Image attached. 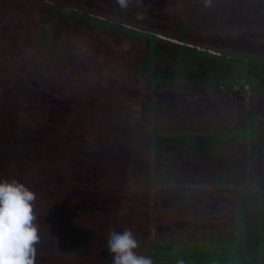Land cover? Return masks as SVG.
<instances>
[{"label": "trees", "instance_id": "obj_1", "mask_svg": "<svg viewBox=\"0 0 264 264\" xmlns=\"http://www.w3.org/2000/svg\"><path fill=\"white\" fill-rule=\"evenodd\" d=\"M193 1L0 0V179L26 176L47 190L34 201L35 264H111L110 237L126 228L137 253L176 264L165 256L183 253L174 248L182 237L179 227L172 234L175 220L190 228L198 205H189L200 188L215 186L240 188L243 218L226 233L213 231L225 249L208 253L205 264H255L264 215V40L250 30L264 16L250 25L249 5L236 4L245 20L235 23V34L248 33L254 43L242 60L225 59L243 68L238 81L163 79L159 57L170 56L171 37L186 41L177 46L197 60L218 58L197 47L209 43L202 41L210 32L202 13L211 1ZM237 89L246 92L241 102L230 100ZM124 102L148 105L146 139L123 125ZM100 151L116 160H98ZM235 164L237 179L228 177ZM160 187L188 200L185 219L177 207L162 211ZM166 218L173 221L169 233ZM182 239L192 246V236Z\"/></svg>", "mask_w": 264, "mask_h": 264}, {"label": "rangeland", "instance_id": "obj_2", "mask_svg": "<svg viewBox=\"0 0 264 264\" xmlns=\"http://www.w3.org/2000/svg\"><path fill=\"white\" fill-rule=\"evenodd\" d=\"M210 1H211L210 8L204 9V13L200 12L205 17L204 21L207 22L208 30H210V32L206 33V36L202 39V41L204 40L205 42H209V43L207 45L205 43H200V45L197 47L204 48L210 53L214 55H218V58L216 59L213 58V61H216V63L212 62L211 64L208 62H203V61L195 59L194 54L184 52L183 49H179V47L177 46V45L181 46L180 44L182 45L186 44L187 43L186 41H183L181 39H176L175 37H171V38L169 37L170 39L175 40V43L169 42V45L171 47L169 48V50L171 51L170 56L165 57V54H163V55H160L159 57L163 59L165 58L163 62L161 61L160 65H158L163 68V72L161 71V73L165 75L162 77L163 79H168L166 77L168 75L166 74H169L172 77L173 76L179 77L180 79H183V80H188L189 78L194 76V74L197 75V77L200 79L210 78V79L231 80V81H238L239 78L242 77L243 71H244L243 68L232 65L230 62H228L225 59L227 58L230 60H236V59L242 60L244 58L243 55L247 53L243 51L244 49H246L245 47L249 48V45L254 46V43H252L247 37L248 33L237 35L235 34L236 30L234 28L236 27V24L238 23L241 26V20H245V18L248 20L247 23L251 25L254 19L260 18L261 15L264 16V3H261V0H258V1L252 0L254 4H252V2L248 0H226L227 2H224V5H222V3L218 2V0H201L200 5L203 6L206 2H210ZM228 2L231 4V7L229 5V8H228ZM195 3H196V0L193 1L194 5ZM245 3H246V6L249 5V7L247 6V8L250 9L251 13H250V16L244 18L243 16L245 15L242 14V11L240 10L238 11L236 9V4H239V7H241L242 9ZM196 6H199V4H197ZM200 10L201 8H199V11ZM210 10L214 11L215 13L213 15H210ZM162 16L164 15L162 14ZM235 17H238V19H236L238 20V22L234 20ZM170 19L171 18H169V20ZM161 20L166 21L167 19L164 16L163 19ZM259 20L260 19L257 20L258 21L257 26L255 27L254 25L252 26V28L254 27V30L253 31L250 30L251 31L250 33L252 34L258 33L257 34L258 37H260L261 40H264V30H261L262 26L264 25V19L261 20L262 22L260 24H259ZM154 24L158 25L156 23ZM205 28H206V25H205ZM132 42L135 43V40H130V39L127 40V46L132 47L133 45L131 46L130 44ZM172 46H174L175 48H178L177 50H180V51H177V50L175 51V49L172 48ZM192 46H196V45H192ZM134 47L135 46H133L132 48ZM165 51L167 50L165 49ZM163 53H166V52L163 51ZM111 54H115V52H111ZM219 56H222L223 58ZM244 56L246 57V55ZM212 90H215V89H212ZM256 90H257V87H256ZM245 93L246 92L238 91L237 89V92H234L233 97H231L230 100L234 98L235 102H237V100L241 102V100H244ZM123 104H124V110H125L124 117L121 118L123 120L122 121L123 125L124 126H128L130 124L134 125L135 127L141 130L140 138L146 139V133L148 132V128L150 127L149 125L151 124L150 123L151 116H150L148 105L145 104V105H140V106H133L132 104H129V103L126 104L125 102ZM224 117L225 116H223V118ZM123 134L127 137L130 135L128 131H126ZM123 134L122 136H124ZM250 147L251 146L248 143V148ZM102 152L103 151H100L99 154L96 156L98 160L104 161V160H109L110 158L114 157L113 155L108 154L107 152H103V153ZM111 160L114 161L116 160V158H113ZM111 160H109L108 162L112 163L113 161ZM22 166L23 167L25 166L24 162H22ZM225 172H226V165H225ZM237 172H238V166L237 164H235L232 170V175L228 177H231L234 179V177L237 176ZM21 179L22 180L20 181H23V183L26 186L34 190L36 193V196H39V198L41 197L40 196L41 194H45L47 192V190H44L42 192L38 190L39 183L37 184L36 180L28 178L26 176H22ZM248 180L250 181V178ZM58 182L59 180H55L53 184H57ZM219 191L221 190L220 189L212 190L211 188L204 189V191L200 193V197H202L201 195L204 194L205 197L208 199L211 196V194H213V196L219 195L220 194ZM244 192L245 194H249L247 187L246 189H244ZM200 199L202 201L203 198H200ZM213 200L214 199L209 200V202L206 203L207 208L209 204L212 203L213 205ZM258 223L263 224L262 221H258ZM261 234L263 237L264 232H262ZM177 235H179V237L182 236L181 238H187V236H192L193 237L192 247L194 248L197 247L200 249H203V248L206 249L207 247H211V245H206L200 240L204 238L211 240L213 234L211 233L210 230H206V228L202 230V229H190L188 227H181L177 229ZM199 240L200 242H198ZM226 247L228 251H231L232 250L231 247H233V245L228 244L226 245ZM174 248L177 249L175 252L183 251V253H180V254L171 253V252L166 253L165 256H167L168 260L171 262H176L178 259H183L185 264H194L195 262L197 263L203 262L202 264H205V262L209 260L208 258L206 257L204 258V256L198 255L197 253H194V252L185 253L184 251H187V249H185L187 248V246L182 243H178L177 245H174ZM254 260H255V264H264V240H262L260 246H258V251H257V254L254 255ZM230 264H237V262L236 263L233 262Z\"/></svg>", "mask_w": 264, "mask_h": 264}, {"label": "clouds", "instance_id": "obj_3", "mask_svg": "<svg viewBox=\"0 0 264 264\" xmlns=\"http://www.w3.org/2000/svg\"><path fill=\"white\" fill-rule=\"evenodd\" d=\"M35 199V191L23 182L0 179V264H35L40 240ZM137 248L130 229L113 233L107 247L111 264H153L152 257L137 253ZM176 264L185 262L178 259Z\"/></svg>", "mask_w": 264, "mask_h": 264}, {"label": "crops", "instance_id": "obj_4", "mask_svg": "<svg viewBox=\"0 0 264 264\" xmlns=\"http://www.w3.org/2000/svg\"><path fill=\"white\" fill-rule=\"evenodd\" d=\"M220 189L221 191H219V195L217 196H213V194H211V196L207 199V203L209 202V200H213V205L212 203L208 205L203 204V203H199L200 202V198L205 197L204 194H202L200 197V194L195 195L194 199L192 200L191 204L189 205L191 208L196 207L197 205V209H194L196 212L195 217L193 212L191 211V218H192V225L190 227V229H202L204 230L206 228V230H210L211 233L214 232H219L222 231L224 233L227 232V227L228 225H232V223H234L236 221V228L237 226H239V220L240 218H243V208L240 206L238 200L241 198V190L239 187H223V186H215V187H203L200 188L199 190H202V192L204 191V189ZM159 192L161 193V198H160V207L162 209L163 212H167V211H171V209H174V207L178 208V211H181L182 214L179 216L181 218L184 217L183 219H185V216H187V212L190 213L189 211V207L187 206V201L185 200V198L180 195L181 192L177 191L175 188H171V187H163V188H159ZM178 192V193H177ZM199 193V192H198ZM194 206V207H193ZM214 206H216V208H214ZM229 206H231V208H229ZM260 214V212L258 211L257 216ZM231 216V217H230ZM258 217H261V215H259ZM188 218V217H186ZM216 218V219H215ZM231 218V219H230ZM262 218V226L258 227V241L259 246L261 244V241L264 240V236L262 237V232H264V215ZM166 231L169 233L171 232V228H172V220L168 221V218H166ZM234 220V221H232ZM177 220H175V223L173 225L172 228V234L175 233L176 228H181L184 227V222L185 220H180L182 221V223H178L176 222ZM177 224V225H176ZM263 229V231H262ZM219 230V231H218ZM177 231V230H176ZM166 233V232H165ZM171 234V235H172ZM218 235H223V233H217ZM181 240H183L182 238H180ZM205 239V238H204ZM200 239L203 243H205L206 245H211V247H207L206 249H200V248H194V247H187L185 249H187L188 252H194V253H198V255H202L204 256V258H211L212 260V256H209L208 253L212 254L214 253L215 249H221L222 251L225 249H223V247H221L219 244V240L218 239ZM179 241L181 243H184L182 241ZM190 240V238L188 239ZM193 240V237L192 239ZM200 240L198 242H200ZM214 243H216L215 245H213ZM194 248V249H193ZM196 249V250H195ZM200 250V251H198ZM220 250V251H221ZM185 251V252H187ZM208 254V255H207ZM207 260V259H205ZM210 259L207 261H211Z\"/></svg>", "mask_w": 264, "mask_h": 264}, {"label": "water", "instance_id": "obj_5", "mask_svg": "<svg viewBox=\"0 0 264 264\" xmlns=\"http://www.w3.org/2000/svg\"><path fill=\"white\" fill-rule=\"evenodd\" d=\"M90 15H93V16H95V17H98V18H101V19H105V20H108V21H111V22H118V21H115V20H112V19H108V18H104V17H102V16H97V15H95V14H90ZM119 23V22H118ZM128 28H131V29H133V30H137V31H143V30H141V29H137V28H134V27H130V25H126ZM143 32H146V31H143ZM168 41H170V42H172V43H175V40H170V39H168Z\"/></svg>", "mask_w": 264, "mask_h": 264}, {"label": "flooded vegetation", "instance_id": "obj_6", "mask_svg": "<svg viewBox=\"0 0 264 264\" xmlns=\"http://www.w3.org/2000/svg\"><path fill=\"white\" fill-rule=\"evenodd\" d=\"M260 218H261V217H260ZM260 218H259V219H260ZM257 220H258V219H257ZM259 221H261V220H259ZM257 225H259V224H258V221H257ZM260 225H262V224H260ZM260 225H259L258 227H261Z\"/></svg>", "mask_w": 264, "mask_h": 264}]
</instances>
